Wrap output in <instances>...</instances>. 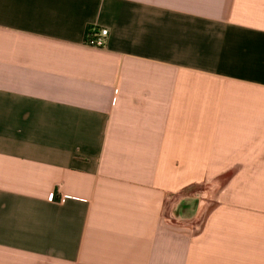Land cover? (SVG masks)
Instances as JSON below:
<instances>
[{
  "label": "crops",
  "instance_id": "obj_1",
  "mask_svg": "<svg viewBox=\"0 0 264 264\" xmlns=\"http://www.w3.org/2000/svg\"><path fill=\"white\" fill-rule=\"evenodd\" d=\"M0 264H264V0H0Z\"/></svg>",
  "mask_w": 264,
  "mask_h": 264
},
{
  "label": "built area",
  "instance_id": "obj_2",
  "mask_svg": "<svg viewBox=\"0 0 264 264\" xmlns=\"http://www.w3.org/2000/svg\"><path fill=\"white\" fill-rule=\"evenodd\" d=\"M107 34L108 32L105 28H97L95 26H90L85 32L84 43L86 46L92 48H101L105 43Z\"/></svg>",
  "mask_w": 264,
  "mask_h": 264
}]
</instances>
